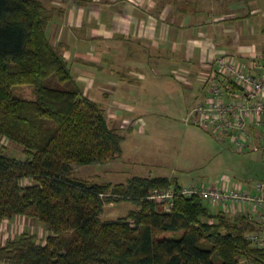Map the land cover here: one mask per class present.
Segmentation results:
<instances>
[{"label": "trees", "instance_id": "1", "mask_svg": "<svg viewBox=\"0 0 264 264\" xmlns=\"http://www.w3.org/2000/svg\"><path fill=\"white\" fill-rule=\"evenodd\" d=\"M48 17L38 0H0V136L24 155L0 150V223L21 216L48 232L43 244L29 232L7 239L0 264H264V247L247 239L254 226L246 216L213 211L197 196L174 197L168 212L148 199L153 188L177 182L131 177L111 184L73 175L74 165L118 160L122 136L78 93L45 35ZM22 85L32 87L31 99L11 93ZM121 202L135 208L99 218L105 205Z\"/></svg>", "mask_w": 264, "mask_h": 264}, {"label": "crops", "instance_id": "2", "mask_svg": "<svg viewBox=\"0 0 264 264\" xmlns=\"http://www.w3.org/2000/svg\"><path fill=\"white\" fill-rule=\"evenodd\" d=\"M38 1L49 16L44 32L50 45L64 58L78 93L96 103L122 136L121 149L146 116L149 92H166L164 100H152L154 106L186 113L205 93V74L217 56L264 64V0ZM122 158L123 150L118 160L95 164L96 179L118 184L131 177H165L192 185L145 175L132 165L128 178L114 182L110 175H121L127 165ZM262 212L248 219L252 226L263 224L259 234Z\"/></svg>", "mask_w": 264, "mask_h": 264}, {"label": "rangeland", "instance_id": "3", "mask_svg": "<svg viewBox=\"0 0 264 264\" xmlns=\"http://www.w3.org/2000/svg\"><path fill=\"white\" fill-rule=\"evenodd\" d=\"M45 83L49 86L56 85L53 78H49ZM32 92V87L26 85L14 86L11 89L13 96L20 99H31ZM147 96L150 105L147 103L143 106L146 116L141 117V120L137 118L139 121L132 129L133 139L126 138L122 144V159L127 165L122 164L123 173L118 176L110 175V180L116 179L114 182H120L128 178L134 170L131 165L145 175H164L183 184L204 187L224 184L239 189H250L257 180L264 179V161L259 158L258 153L251 151L237 153L229 141L221 142L206 131L185 123V113L182 111L178 113L170 107L164 109L154 106L152 100H164L167 98L166 92L156 94L149 92ZM0 150L10 158H24L22 148L2 136ZM95 168V164L74 165L73 175L90 182L101 183V179L99 181L96 179L95 172L98 170ZM115 173L119 171L116 170ZM30 182L24 181L25 184ZM131 208L134 206L128 202L105 205L100 219L109 220L125 216ZM211 209L217 211V208ZM225 213L235 215L236 212L228 210ZM262 225L255 223V230H262ZM22 232L34 234L35 242L39 244H43L48 235L46 228L38 221L15 216L0 223V245Z\"/></svg>", "mask_w": 264, "mask_h": 264}, {"label": "built area", "instance_id": "4", "mask_svg": "<svg viewBox=\"0 0 264 264\" xmlns=\"http://www.w3.org/2000/svg\"><path fill=\"white\" fill-rule=\"evenodd\" d=\"M205 93L185 113V122L217 140L229 141L237 153L256 152L264 161V64L237 55L217 56L204 79ZM176 196H197L209 205L231 210L253 220L264 209V179L250 189L236 186L170 185L153 188L148 199L170 211ZM264 247V233L247 234Z\"/></svg>", "mask_w": 264, "mask_h": 264}]
</instances>
